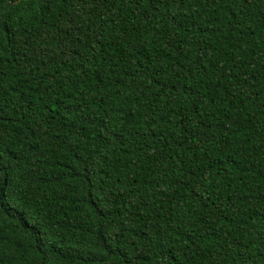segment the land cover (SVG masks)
I'll use <instances>...</instances> for the list:
<instances>
[{"label":"trees","instance_id":"1","mask_svg":"<svg viewBox=\"0 0 264 264\" xmlns=\"http://www.w3.org/2000/svg\"><path fill=\"white\" fill-rule=\"evenodd\" d=\"M0 264H264V0H0Z\"/></svg>","mask_w":264,"mask_h":264}]
</instances>
